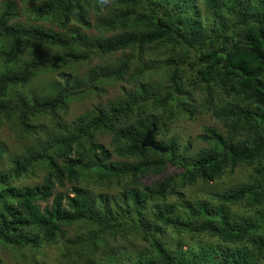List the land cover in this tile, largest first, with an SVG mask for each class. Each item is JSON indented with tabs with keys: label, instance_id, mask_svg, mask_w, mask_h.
Here are the masks:
<instances>
[{
	"label": "trees",
	"instance_id": "16d2710c",
	"mask_svg": "<svg viewBox=\"0 0 264 264\" xmlns=\"http://www.w3.org/2000/svg\"><path fill=\"white\" fill-rule=\"evenodd\" d=\"M20 3L0 9V134L22 143L9 154L0 140V249L33 252L24 264H47L36 255L49 246L58 264H264V0ZM50 74L59 81L31 90ZM126 80L123 100L66 124L71 101ZM198 114L220 127L181 149L170 127ZM153 126L165 153L142 147ZM239 168L252 169L245 181L187 199ZM183 236L219 243L184 250Z\"/></svg>",
	"mask_w": 264,
	"mask_h": 264
},
{
	"label": "rangeland",
	"instance_id": "374dc122",
	"mask_svg": "<svg viewBox=\"0 0 264 264\" xmlns=\"http://www.w3.org/2000/svg\"><path fill=\"white\" fill-rule=\"evenodd\" d=\"M13 1L17 4L18 9L22 10L20 0H0V9L2 6L8 2ZM17 22H26L28 18L23 13H20L19 16L15 17ZM93 33H95L93 31ZM128 55L126 52L115 53L108 56L97 57L94 58L93 62L78 68L73 75L77 77H86L93 74V70L97 67H101L104 69L113 68L124 56ZM25 58V57H24ZM119 64V63H118ZM157 63L154 66H161ZM96 75V74H94ZM61 74H50L39 77L35 80L34 83L30 85L31 90L35 93L40 94L42 90L49 87L53 81L60 79ZM160 77H163L162 74L157 73L155 78L159 81ZM85 78V79H86ZM133 89L132 83L129 81H118L106 83L102 88L100 93L92 94L85 98H77L71 101L68 105L67 112L63 113L66 124L72 125V122L81 115L86 114L89 111H94L99 109L100 107H108L111 104L118 103L120 100L125 98L126 93L130 92ZM194 96L199 98V96L194 92ZM220 127V124L208 114L197 115L194 120H183L174 123L170 129V136L176 137L181 142V149L190 142L192 143V150L197 151L200 148L204 147L202 143L197 140V137L201 135L205 128L207 127ZM222 131V130H221ZM105 137H101L100 140L103 144H105L109 148V139L110 137H106L107 135H103ZM167 136V135H166ZM169 138V136H167ZM0 140L3 141V146L6 147V152L9 154L19 153L22 150L21 148V140H19L18 136L6 129L2 130L0 134ZM11 155H8V157ZM7 167V164L4 163L3 166L0 165V170H3ZM252 169L251 168H239L234 174L227 173L224 178L220 181L213 183L210 186H202L197 185L191 188H187L185 190L186 197L189 200H195L198 198H203L209 195L210 192L213 193H221L232 187L235 184L240 183L241 181H245L247 177L250 175ZM169 174V172H165ZM163 178L162 175L153 174L149 177L145 178L144 181L146 183H152L155 181H159ZM232 212L235 216L245 215V210L242 205H237L231 208ZM172 237V235H170ZM184 241V250L188 249H196V247L200 248L203 246L217 245L219 242L217 239H214L212 243L206 244L205 241L207 236H202L201 238H190V237H178ZM201 240V241H200ZM132 244V242H131ZM33 252L27 251L23 256L21 253H17L15 250L4 248L0 249V258L2 260V264H24V262L28 261ZM60 250L57 246H49L44 250V254L42 252L37 253V258H39L41 263L47 264H58L61 262L62 258L60 257ZM27 255V256H26Z\"/></svg>",
	"mask_w": 264,
	"mask_h": 264
},
{
	"label": "water",
	"instance_id": "95a60500",
	"mask_svg": "<svg viewBox=\"0 0 264 264\" xmlns=\"http://www.w3.org/2000/svg\"><path fill=\"white\" fill-rule=\"evenodd\" d=\"M156 131H157L156 126H153V129L146 135L145 139L143 140L142 147L151 148L155 151L165 153L167 152V149L157 144L156 140L154 139L155 138L154 135Z\"/></svg>",
	"mask_w": 264,
	"mask_h": 264
}]
</instances>
